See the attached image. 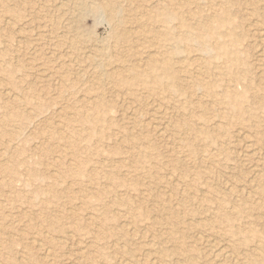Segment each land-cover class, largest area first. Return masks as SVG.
<instances>
[{"label": "rangeland", "instance_id": "374dc122", "mask_svg": "<svg viewBox=\"0 0 264 264\" xmlns=\"http://www.w3.org/2000/svg\"><path fill=\"white\" fill-rule=\"evenodd\" d=\"M262 30L264 0H0V264H264Z\"/></svg>", "mask_w": 264, "mask_h": 264}, {"label": "bare ground", "instance_id": "6f19581e", "mask_svg": "<svg viewBox=\"0 0 264 264\" xmlns=\"http://www.w3.org/2000/svg\"><path fill=\"white\" fill-rule=\"evenodd\" d=\"M211 26V25H210ZM210 26H208V27H210ZM214 26V25H213ZM212 29V28H211ZM200 30V29H199ZM202 31V30H201ZM207 31V29L205 30V32ZM262 31H264V30H262ZM204 34V33H203ZM184 36H186V35H184ZM181 39V38H180ZM184 39V38H183ZM182 41V40H181ZM185 41H187L186 39L184 40V42ZM189 41V40H188ZM192 40H190V42H191ZM140 63V62H139ZM168 63V62H167ZM139 65V64H138ZM154 66V65H153ZM131 67V66H130ZM115 68V67H114ZM141 68V67H140ZM158 68V67H157ZM168 68V67H167ZM103 70H105V69H103ZM169 71V70H168ZM139 73V72H138ZM151 73V72H150ZM154 73V72H153ZM162 73V72H161ZM130 74H132V73H130ZM129 73H128V75H130ZM134 74V73H133ZM151 75H152V73H151ZM168 76H169V74H167ZM167 75H166V77H167ZM131 77V76H130ZM134 77V76H133ZM155 77V76H154ZM136 78V77H135ZM139 77H137V79H138ZM156 79H157V77H156ZM166 80V79H165ZM140 81H141V79H140ZM172 80H170V82H171ZM162 82H164V81H162ZM146 83V82H145ZM159 84H161L160 82H158ZM144 84V83H143ZM147 84V83H146ZM156 84V83H155ZM171 84V83H170ZM175 84V83H174ZM145 85V84H144ZM153 85V84H152ZM151 86V85H150ZM160 86V85H159ZM171 86V85H170ZM148 87H149V85H148ZM152 87V86H151ZM162 87V86H161ZM150 90V89H149ZM169 90H171V87H170V89ZM89 100V99H88ZM153 125V124H152ZM184 128V127H183ZM181 130V129H180ZM188 130V129H187ZM176 131H178V129L176 130ZM179 132V131H178ZM178 146V145H177ZM256 173V172H255ZM166 190V189H165ZM228 220V219H227ZM189 221V220H188ZM212 245V244H211ZM101 264V263H100Z\"/></svg>", "mask_w": 264, "mask_h": 264}]
</instances>
